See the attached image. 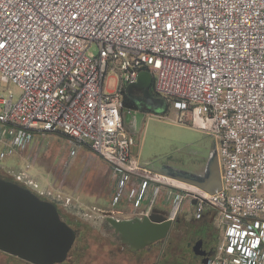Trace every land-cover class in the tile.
<instances>
[{"label": "built area", "instance_id": "obj_1", "mask_svg": "<svg viewBox=\"0 0 264 264\" xmlns=\"http://www.w3.org/2000/svg\"><path fill=\"white\" fill-rule=\"evenodd\" d=\"M144 69L214 137L219 191L132 154L123 94ZM0 75L19 89L0 93V159L60 132L71 155L85 144L107 162L112 206L126 197L148 216L160 198L169 222L211 218L218 238L201 264H264V0H0ZM16 179L28 184L26 170Z\"/></svg>", "mask_w": 264, "mask_h": 264}, {"label": "rangeland", "instance_id": "obj_2", "mask_svg": "<svg viewBox=\"0 0 264 264\" xmlns=\"http://www.w3.org/2000/svg\"><path fill=\"white\" fill-rule=\"evenodd\" d=\"M90 51L96 52V49L92 46ZM139 78L151 84L152 75L148 70H141L135 82ZM116 85L117 74L109 72L105 87L110 90ZM5 88L19 94L18 87L0 75V93ZM130 88V85L126 88V94ZM148 96L141 97V101L135 100L130 111L127 108L123 110V123L133 134V152L138 160L158 170L171 167L188 172L199 171L206 162L208 150L217 151L214 137L205 133L199 119L179 112L164 97L153 92ZM70 146V139L60 132H36L26 155L27 160L33 159L30 169L26 170L23 160H16L14 156L0 159V165L19 171L31 173L38 167L45 170L41 169L44 177L34 179L41 192H35V188L9 173H1V177L28 187L41 199L54 203L60 218L75 230V240L65 260L56 264H201L191 247H187L188 242L193 244L201 234V223L193 220L187 211L177 217L157 247L137 252L122 247L118 238L111 236L112 229L106 227L103 215L97 211V207L108 205L109 192L114 190V179L107 163L103 158L102 164L93 163L91 149L84 144L77 146L75 155L70 158ZM48 190L55 195L47 193ZM60 193L79 198L57 197ZM123 200L118 204L119 208L126 207ZM0 264L31 263L0 251Z\"/></svg>", "mask_w": 264, "mask_h": 264}, {"label": "water", "instance_id": "obj_3", "mask_svg": "<svg viewBox=\"0 0 264 264\" xmlns=\"http://www.w3.org/2000/svg\"><path fill=\"white\" fill-rule=\"evenodd\" d=\"M130 87L128 94L132 97L136 89L148 92L150 84L139 78ZM158 171L209 193L221 189L215 149L211 151L202 172L171 167H162ZM147 220L144 223L132 218L113 220L112 226L115 232L121 234L122 243L139 247L147 241L164 237L169 229V222L148 223ZM75 236V230L60 218L54 203L41 199L28 187L0 177V251L31 264H56L65 260ZM196 246L193 247L194 253L204 255L201 262L205 263L206 254L196 250Z\"/></svg>", "mask_w": 264, "mask_h": 264}, {"label": "flooded vegetation", "instance_id": "obj_4", "mask_svg": "<svg viewBox=\"0 0 264 264\" xmlns=\"http://www.w3.org/2000/svg\"><path fill=\"white\" fill-rule=\"evenodd\" d=\"M150 92L152 93L151 88H149L148 92L144 89H136V91L133 92L132 97H130L128 99L131 102H133V104H135V102H136L135 100H137V101L142 100L141 97L149 98L148 93L150 94ZM118 216L119 215H117V213L116 214L109 213V214H106L105 216H102V217H103V220L106 224V227H108L110 230L112 229L111 236L117 237L119 244L122 247H124L125 249L129 250L130 252H137L141 249H147L148 250V249H152L154 247H157L158 244L160 242H163L165 237L167 236V234H166L162 238L147 241L145 244H143L139 247H134L132 245L124 244V243H122V240H121V234L115 232V230L112 226L113 220H123V219H127V218H129V219L132 218V219H137V221H139L140 223H144L145 219H148L147 220L148 223H154L157 221H160V222L161 221L162 222H169V221L165 216V212H153V213H150V215H148V216H144V215L139 216V215L130 214V213L127 215H120V217H118ZM175 222H169L170 223L169 227L174 225ZM199 223H201V227H202V229H200L201 234L198 235V237L195 239L193 244H191V242H188L187 247H191L194 256L196 258H199L201 261L204 258V255L195 254L193 247L196 246V244L198 243L197 246L195 247V249L198 250L199 252H202V254H206V258H208L210 256L209 254L211 252L213 253V251H214V247H215V244H216L217 238H218V232L214 228L211 218L205 217L204 219L200 220Z\"/></svg>", "mask_w": 264, "mask_h": 264}, {"label": "crops", "instance_id": "obj_5", "mask_svg": "<svg viewBox=\"0 0 264 264\" xmlns=\"http://www.w3.org/2000/svg\"><path fill=\"white\" fill-rule=\"evenodd\" d=\"M148 91H149V89H148ZM127 99V100H129L128 98H130V95L129 94H126V92H124V94H123V99ZM130 101V100H129ZM131 102V101H130ZM135 105V104H134ZM134 108V107H133ZM133 108H131V109H133ZM85 145V144H84ZM87 145H85V147H86ZM71 149H72V144H71V146H70V150H69V157L71 158V156H74L75 155V153H76V148H75V150H74V153L71 155L70 154V151H71ZM88 149V148H87ZM133 149H134V147L132 148V154L138 159V156H137V154L136 153H134L133 152ZM90 150V149H89ZM212 151V150H211ZM211 151L210 150H208V156L206 157V162H207V159H208V157H209V155H210V153H211ZM27 152H28V148L23 152V153H15L13 156L14 157H16V160H23V163L26 165L28 162H31V166L30 167H32L33 166V159H31V161L28 159L27 160V158H26V155H27ZM91 152H92V154L90 155V158L92 159L91 161L93 162V163H101L100 161H101V159H102V157L101 156H99L98 154H96L95 152H93L92 150H91ZM136 154V155H135ZM10 157V156H9ZM68 159V158H67ZM66 159V160H67ZM88 159V158H87ZM103 160V159H102ZM104 161V160H103ZM106 162V161H105ZM206 162H204V166H202L200 169H199V171H194V172H202V170L204 169V167H205V164H206ZM107 163V162H106ZM102 164V163H101ZM108 165V164H107ZM30 167L28 168V169H30ZM108 167H109V165H108ZM41 167H38V169L37 168H34L33 169V172H31V173H29L28 171L26 172L27 173V183H28V185H30V187L31 188H35V192L36 191H39V192H41V190L39 189L38 190V188H37V184H36V181L34 180V179H36V180H38L40 177L42 178V177H44L45 176V173H43L42 171H41ZM109 169H110V171H111V173H112V170H111V168L109 167ZM27 170V169H26ZM42 170H44V169H42ZM45 171V170H44ZM20 172H22V171H19V170H16V169H14L13 167L11 168V167H6V166H2V165H0V177L2 176L1 175V173H9V174H11V175H13L15 178H16V176H18L19 174H20ZM38 179H37V178ZM112 178H113V174H112ZM114 179V178H113ZM42 191H45L44 189H42ZM56 191H59V190H56ZM47 193H49V194H51V195H55V193L54 194H52V192H50L49 190L47 191ZM110 193V195H109V203H108V205H103V206H101L100 208L99 207H97V211H99V213H101L103 216H105L106 214H109L108 212H110V213H114V214H116L117 213V215H119L118 217H120V215H127V214H129L130 212H129V207L127 206V201H126V197H124V200H123V202H125V205H126V207L125 206H123L122 208H119L118 207V205L117 206H112L111 205V197H112V194H113V192H109ZM61 196V197H65L66 199H74L75 197H73V196H70V195H68V194H66V193H60V194H57L56 196L58 197V196ZM63 195V196H62ZM102 195V194H101ZM59 196V197H60ZM126 196V195H125ZM98 197H100V196H98ZM97 197V198H98ZM78 198L79 197H77V198H75L74 200H78ZM161 200L160 201H157L156 202V206H154L153 208H152V210L150 211V213H153V212H161L162 210H160L161 209ZM150 215V214H149ZM127 219H129V218H127Z\"/></svg>", "mask_w": 264, "mask_h": 264}, {"label": "trees", "instance_id": "obj_6", "mask_svg": "<svg viewBox=\"0 0 264 264\" xmlns=\"http://www.w3.org/2000/svg\"><path fill=\"white\" fill-rule=\"evenodd\" d=\"M123 106L125 107V108H133L134 107V104H133V102H130L129 100H127V99H123Z\"/></svg>", "mask_w": 264, "mask_h": 264}]
</instances>
